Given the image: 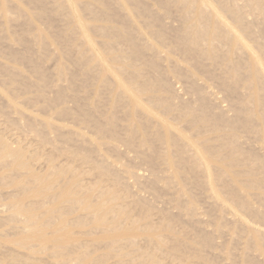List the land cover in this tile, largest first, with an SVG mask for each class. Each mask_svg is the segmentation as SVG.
I'll list each match as a JSON object with an SVG mask.
<instances>
[{"label": "bare ground", "instance_id": "obj_1", "mask_svg": "<svg viewBox=\"0 0 264 264\" xmlns=\"http://www.w3.org/2000/svg\"><path fill=\"white\" fill-rule=\"evenodd\" d=\"M53 1L50 8L48 0H28L39 10L40 18H59L65 28V32L52 35L60 48L52 52L54 97L44 95V107L56 110L61 120L75 116L76 123L85 124L92 136L51 119L39 124L28 117L27 131L15 120L9 121L13 131L32 137L34 149L26 151L16 141L12 146L0 138V169L12 167L28 180L17 189L28 201L16 198L4 206L8 215L2 221H17L20 225L10 229L20 237L13 242L15 248L2 246L1 253L8 258L0 264H57L45 258L56 259L66 253L76 255L72 259L75 264H99L107 257L93 255V247L100 244L115 252L126 249L124 256L118 255L122 263L175 260L178 254H172L166 245L181 251L188 242L169 234L167 225L159 223L164 215L153 214L149 206L142 207L141 216L130 213L123 198L129 195L123 180L146 178L102 157L100 147L108 144L101 140L106 136L114 141L112 146L118 141L129 148L136 146L138 156L146 162L159 160L164 171L160 182L171 181L183 189L185 185L176 179L183 171L188 174L194 187L183 192L187 200L179 196L181 206L190 208L189 200L195 192L197 197V189L205 191L207 206L212 207L217 221L211 231L194 232L191 255L196 260L182 258L180 264H216L208 258L216 249L211 234L223 228L245 238L246 252L241 255L245 264H264V228L246 221L243 215L264 225V0H100L104 11L99 12L95 11L100 10L96 0L79 5L74 0ZM152 2L158 8H151ZM78 8L88 18H83ZM0 15L9 21L5 0H0ZM137 16L148 20L145 24L153 27L151 32L141 30L144 22ZM35 32L34 40L46 51L47 34L39 29ZM165 45L186 62L169 58L159 48ZM9 58L12 63L24 61L13 52ZM63 60L73 69L66 68ZM34 71L40 90L48 89L47 74L37 67ZM5 72L8 81L19 75ZM171 74L182 81L187 99L172 85ZM78 81L93 87L88 94L95 99L69 110L66 98L75 105L79 102ZM207 81L223 94L220 101L227 103L231 114L218 110L217 98L206 91ZM58 82H66L67 87ZM118 127L125 138H120ZM193 129L199 130L193 134ZM46 132L55 137L50 139ZM38 152L45 153L43 173L35 168ZM54 155L60 157L53 159ZM81 169L89 177H83ZM156 180L155 176L145 181L155 184ZM28 182L33 186L26 185ZM152 191L155 193V188ZM132 202L148 204L136 194ZM195 215L193 207L186 213ZM86 225L90 227L84 230ZM72 229H78L77 233ZM97 234L104 237L98 240ZM48 243L53 245L50 254L45 253ZM44 253L47 256L40 257ZM231 264H237L234 257Z\"/></svg>", "mask_w": 264, "mask_h": 264}, {"label": "rangeland", "instance_id": "obj_2", "mask_svg": "<svg viewBox=\"0 0 264 264\" xmlns=\"http://www.w3.org/2000/svg\"><path fill=\"white\" fill-rule=\"evenodd\" d=\"M74 1L79 5L86 0ZM101 1H94L100 8V10H95L96 12H99L101 10L104 11L103 7L100 4ZM124 1L125 3H127V0ZM5 4L9 8L10 19L9 21H5V19L0 15V138L6 139L9 144H13L16 141L19 145L25 147L26 151H28L29 149H34V144L30 141V139H32L30 135H23L21 132H18L22 134V136H20L18 135L17 131L12 130L11 127L13 125L8 124L9 121L15 120L16 122H18L19 127L27 131L26 124L28 117L30 121H33L35 119V123L40 121L39 124H44L47 119L57 121L56 123L58 125L68 123L74 128L81 129V131L92 136L90 129H88L85 124L76 123L74 119L75 116H73V118L61 120V118H58L56 110H48L44 107V95H46V98L48 99H52L54 97V92L51 91V86L55 85L56 83L52 79L53 75L56 73V68L52 52L60 48L58 42L54 40V37H52V35H54V31H56V33H60L61 30L65 32L63 24L60 23L59 18L52 21L40 18L39 10L35 6H32L28 2V0H5ZM15 4L19 8H21V10H24L25 13L21 14L20 9H18ZM53 5L54 1L48 0L47 7L51 8ZM150 6L154 9L158 8L157 4L153 2ZM77 11L83 18H88V15L83 12L82 9L78 8ZM135 18L139 21L144 22V25L141 26V30L143 32L149 33L152 31L153 27H148L145 24L148 20H146L145 18H139L138 16ZM35 29H39L47 34V43L45 45L46 51L42 48L40 42L34 40V34L36 33ZM96 48L102 55L104 54L98 46H96ZM159 48L165 54H167L169 58H177L181 62L184 61L183 63L186 62L177 52H172L171 48L167 45L161 46ZM9 52H13L17 56H19V58H24V61L12 63L9 58ZM146 52L150 51L146 50ZM63 63L66 68L68 67L70 68V70L73 69V66L70 62L63 60ZM36 67L47 74L50 82L48 89L40 90V88L38 87L40 82L34 71ZM5 70L17 72L19 75L14 81H8V78L5 75ZM169 80L171 81L172 85L177 88L180 96L183 99H187L188 96L185 95L182 88V81H178L177 77H175L173 74L169 76ZM80 82L83 81H78L75 88L77 95L79 94L78 104L75 105V103L72 102L70 98L65 99V107L69 110H75L76 108H79L86 103L91 104L95 99L92 98L93 95H91V93L88 94V92L93 90V87L89 86V84H79ZM24 83L29 85L28 88H25L23 86ZM58 85L64 88L67 87L66 82H58ZM207 86V93H209L210 95H214V97L217 98L216 102H218V104L216 105L219 106L218 110H222L226 115L231 114L228 112L227 103L220 101L222 100L223 94L219 92V90L216 88V85L211 81H207ZM12 108H14L15 111L12 110ZM214 111H216V109H214ZM119 116L121 118V115ZM118 128L120 138H125L124 132H122L120 127ZM198 130L199 129H193L192 133L196 134ZM48 134L50 139L55 137V134L53 132H51V134L46 132V136H48ZM209 137H211V135ZM101 142L108 144V146L102 145L100 147L102 157L107 158L109 161L124 168L126 171H135L138 172V174L141 173L142 176H145V180H147L148 177L154 179L156 176L157 180L155 184H150L145 180L136 182L133 178L130 177L124 179V184L128 186L129 195L123 196V198L129 205V211L133 216H141L143 214L142 207L147 208V206H149V210L153 209V214L160 212V214L164 215L161 219H159V223L167 225V228L165 230H167L169 234L176 236L185 242H188L187 245H184V248L181 251L173 250L170 245L167 244L166 247H169L168 250H170L172 254L177 253L178 256L174 258L175 260L167 259L162 263L180 264V260L182 258L192 261L196 260L191 255L193 246V244L191 243V237L193 236L194 232L197 233L206 229L208 231L213 230V222L217 221L216 219H214V216L212 214V207L207 206L205 200V191L196 188L197 197L195 192L194 199L189 200L192 204L190 208H195L196 215L188 217L186 216V213L190 208L181 206V204L179 203V196H183L182 200H185L186 195L183 192L188 193L190 188L194 187L192 184V180L190 179V176L188 174L183 171L179 176V179H176V182H180L185 185L183 189H181L179 186H173L171 184V181L160 182V178L163 176L164 171L163 168L159 165V160L155 159L153 161L151 160L150 162L144 161L142 157L138 156L139 148H137L136 146L135 148H129L128 145H126L122 141H118L119 143L114 145L117 147V149L115 150L114 146L111 145L115 144L114 141L110 142L107 136L104 137ZM15 145L16 144H13L12 146ZM253 145H256V143L253 142ZM48 147L49 145H47L45 148ZM140 151L144 154V150L142 148H140ZM44 154L38 152L37 156L39 162L37 161V164L35 163L37 173H43L42 168L44 167ZM88 154L97 159V156L94 154V152L89 151ZM53 157V159H56L57 155H54ZM70 164H72V162H70ZM80 171H82L83 177H89L87 176V172H85L84 169H81ZM64 175L69 176L70 172H65ZM3 177H5V179H3V181H0V263H4V261H6V259L8 258L6 253H1L2 246L15 248L13 242L14 240L18 239V237H20L19 234L12 233V230L10 229L15 225H20L19 223H17V221H2V219L6 215H8V211L7 209L5 211L6 207L4 206L9 202H12V200L16 198H18V200L23 203L28 201L27 198L23 197L21 191H17L20 185L28 181L26 177L22 176V174L16 173L14 169L9 166L0 169V178ZM26 185L31 187L33 186V184H30L29 182ZM113 188L121 195L124 194L123 192H121L118 186L113 185ZM151 188H155L156 192L153 193ZM135 194L148 204L137 205L136 203L132 202L133 195ZM252 202L254 203V201ZM243 215L246 221L255 223L256 225L261 227V229L264 228V225L256 223L247 214ZM89 227V225H86L84 230L88 229ZM47 231H50V228H47ZM72 231L74 233H77L78 229H72ZM211 235H213L214 237L216 249L211 252L212 254L208 255L209 259L214 260L216 264H231L232 257H234L237 264H245L241 259V255L246 252L245 247L247 243L243 236L236 237L235 235L231 234V232L228 231L227 228H223L221 231H217L214 229V233H212ZM103 237L104 234L96 235V239L98 240H101L100 238ZM79 239L83 240L85 238L80 237ZM32 243V245H35L34 242ZM52 246V243H48L46 245V248H48V250L45 251V253L50 254L52 252L50 247ZM126 252V249L120 252H115L110 248H106L104 244L93 247V255L95 257L107 254L106 259L103 262L100 260L99 264H133L127 262L126 260H124L123 263L120 261V257L118 255L124 256ZM45 253L41 254L40 257L45 258L47 256ZM250 255L254 258L253 252H251ZM75 257V254L66 253L64 255H60V257L56 259H45H47V262L49 263L52 261H56L57 264H75L74 261H72V259Z\"/></svg>", "mask_w": 264, "mask_h": 264}]
</instances>
